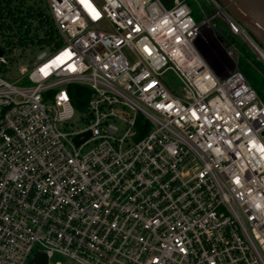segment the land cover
I'll return each instance as SVG.
<instances>
[{"label": "built area", "instance_id": "2783aa9c", "mask_svg": "<svg viewBox=\"0 0 264 264\" xmlns=\"http://www.w3.org/2000/svg\"><path fill=\"white\" fill-rule=\"evenodd\" d=\"M27 1L0 0V264H264L252 34L218 0Z\"/></svg>", "mask_w": 264, "mask_h": 264}, {"label": "rangeland", "instance_id": "374dc122", "mask_svg": "<svg viewBox=\"0 0 264 264\" xmlns=\"http://www.w3.org/2000/svg\"><path fill=\"white\" fill-rule=\"evenodd\" d=\"M33 1H34L36 8L37 7H45L47 5L46 0H33ZM198 1L202 4V6L206 7V9L210 13L212 12L211 8L209 6V3H207L206 0H198ZM189 5L191 6V8L194 11L195 18L198 19L199 17H201L200 6L198 5V3L195 0H191L189 2ZM224 31H227L226 28H224ZM207 34H208V31L205 32V35H207ZM227 35H229V34L227 33ZM229 37H230V35H229ZM232 39H233L234 44H236V45L238 44L237 46L241 50V55H240L241 58L239 60L240 69L243 71H248L250 73V77L248 80L249 83L252 86H255L257 91H259L262 94V96L264 97V75L261 72V70H259L257 68L256 64H254L252 62V60H255L256 62L261 61L264 64V60L253 49L249 48L246 44H244L237 37L236 38L232 37ZM207 41L208 42H207L206 46L202 45V50H204L203 52L206 53L208 55V57H210V60L212 61L213 65L214 64L218 65L219 63H222V60L224 57L222 56V52L220 51V49H218L219 47H218L217 41H215L212 36ZM202 44H204V43H202ZM261 48H262V46H261ZM263 51H264V49H263ZM36 54H34V55H36ZM22 55H23V50L21 49L18 51L19 61H20V58L22 57ZM29 58L32 59L33 56L28 54L26 57H24L23 62L28 64ZM237 59H236V61H237ZM233 68H234V66L230 62L228 70H232ZM5 78L10 79L11 81H15V80H18L20 78V74L13 70L12 75H8ZM17 85L18 86L31 85V82L27 78H24L23 81L17 82ZM74 127L75 128H83L84 124L78 118H76L75 123H74ZM28 264H35V263L33 261H29ZM51 264H79V263H77L76 261H74V260H72V259H70V258L59 253V254H55L52 257Z\"/></svg>", "mask_w": 264, "mask_h": 264}, {"label": "water", "instance_id": "95a60500", "mask_svg": "<svg viewBox=\"0 0 264 264\" xmlns=\"http://www.w3.org/2000/svg\"><path fill=\"white\" fill-rule=\"evenodd\" d=\"M229 13L243 25L264 49V0H218ZM91 132H86L80 139L76 136L77 145L87 141ZM35 264H48L45 252H38L33 258Z\"/></svg>", "mask_w": 264, "mask_h": 264}, {"label": "trees", "instance_id": "16d2710c", "mask_svg": "<svg viewBox=\"0 0 264 264\" xmlns=\"http://www.w3.org/2000/svg\"><path fill=\"white\" fill-rule=\"evenodd\" d=\"M21 1H23V4H24V6L26 7L25 8V10H26V12L28 13L29 12V10L33 7V4L32 3H28V1L27 0H21ZM1 11H3L2 10V7H0V16H1V14L3 13V12H1ZM44 12H42V11H40V12H38V15L40 16V15H42ZM24 16H23V14L21 15V12H20V15L18 16V18H20V20L23 18ZM226 36H227V38L228 39H230V40H232L233 41V39H232V37H229V35H227L226 34ZM238 45V44H237ZM252 62L254 63V64H256V66H257V68L259 69V70H261V72L263 73V75H264V64L261 62V61H255V60H252ZM241 71H243V70H241ZM244 73H245V75H246V77H247V79L249 80V77H250V73L248 72V71H243ZM252 86V85H251ZM254 88H255V86H254ZM256 89V88H255ZM257 90V89H256ZM71 91L73 92H76V106H77V108L79 109V110H83L84 109V107H85V103H86V101L88 100V98L90 97V94H91V92L89 91V90H87V88H83V87H80V86H73V87H71ZM258 92V94H259V97H260V99L262 100V101H264V97L262 96V94L259 92V91H257ZM78 93V94H77Z\"/></svg>", "mask_w": 264, "mask_h": 264}, {"label": "snow or ice", "instance_id": "6c2138e0", "mask_svg": "<svg viewBox=\"0 0 264 264\" xmlns=\"http://www.w3.org/2000/svg\"><path fill=\"white\" fill-rule=\"evenodd\" d=\"M261 151H264V148H262ZM235 182H236L237 184H239V183H240L239 178H237Z\"/></svg>", "mask_w": 264, "mask_h": 264}, {"label": "clouds", "instance_id": "9594fccd", "mask_svg": "<svg viewBox=\"0 0 264 264\" xmlns=\"http://www.w3.org/2000/svg\"><path fill=\"white\" fill-rule=\"evenodd\" d=\"M257 207L259 208V207H260V205H259V204H257Z\"/></svg>", "mask_w": 264, "mask_h": 264}, {"label": "bare ground", "instance_id": "6f19581e", "mask_svg": "<svg viewBox=\"0 0 264 264\" xmlns=\"http://www.w3.org/2000/svg\"><path fill=\"white\" fill-rule=\"evenodd\" d=\"M262 57V56H261Z\"/></svg>", "mask_w": 264, "mask_h": 264}]
</instances>
